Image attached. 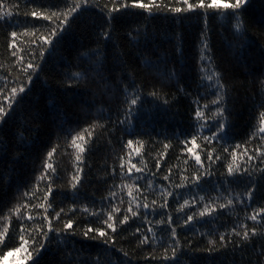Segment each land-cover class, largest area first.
I'll return each instance as SVG.
<instances>
[{
	"label": "trees",
	"instance_id": "trees-1",
	"mask_svg": "<svg viewBox=\"0 0 264 264\" xmlns=\"http://www.w3.org/2000/svg\"><path fill=\"white\" fill-rule=\"evenodd\" d=\"M2 2L5 7L0 8V13L11 10L13 17L7 23L0 19V106L7 113L5 122H0V234L3 236L0 264H31L28 256L32 249L21 245L15 236L19 230L14 226L15 209L24 204L29 205L28 211H34L32 205L39 203L47 206L42 199L44 195L55 201L56 211L64 208L68 216L72 215L68 210L75 206L76 218L81 223L74 225L77 234L67 245L56 240L48 245L41 264H91L97 256L102 264H172L163 259V247L139 244L136 237L140 233L135 229L139 225L146 231L148 224L141 225L140 219L132 218L125 225L117 224V233H112L102 220L111 209L108 198L112 192L116 193L112 204L120 209L115 216L123 219L128 208L127 193L134 183L148 194L149 201L157 200L158 211L163 202L160 187L186 194L185 190L175 189L174 184L181 176L196 172L198 166L193 153L200 155L211 174L202 175L201 188L192 191L204 196V203L211 204L216 211L199 218V223L194 221L192 230L187 226L177 228L181 242L177 255L181 264H264V257L258 255L264 238L243 249L232 244L220 248L218 240L220 234L230 233L235 224L246 223L251 228L252 221L245 217L264 206V192L258 191L250 207L238 202L219 207L230 194L241 193L247 183L246 177L227 176V164L233 162L230 154L235 150V163L243 164L245 148L251 155L255 148L264 146L258 136L259 113L264 111V0H249L236 10L223 8L235 0H219L222 7L210 10L206 16L199 9L150 15L144 9L129 7L113 13L114 19L109 20L100 7L90 8L63 32L54 50L45 53L44 61H33L42 64L43 71L37 70L38 78L33 76L32 90L26 89V95L19 93L16 101L11 99L10 90L16 81L24 78L11 55L13 49L8 46L13 39L10 33H18L15 38L18 55L28 61L30 51L37 46L33 40L40 43L37 38L48 36L45 26L54 23L32 16L31 11H56L63 4L62 0ZM94 2L111 8L114 0ZM132 2L115 0L117 6ZM136 2L148 4L151 0ZM156 3L184 7L178 0H156ZM25 11L29 14L25 15ZM37 29L33 36L31 33ZM104 32L110 33L111 39ZM202 69L219 74L225 86L223 121L213 118L216 106L211 101L217 89ZM136 97H139L137 104L131 105V99ZM197 100L199 105L195 103ZM205 104L208 110H204ZM198 106L205 113L199 121L195 117ZM225 122L230 126L219 132L217 124ZM213 134L224 139H212ZM79 135H84L83 142ZM193 135L196 144H185ZM74 138L76 144L85 147V152L75 147ZM128 140L133 141L131 147ZM236 145L240 147L237 149ZM224 148L228 151H223ZM49 152H53L51 157ZM208 153L213 156L211 161L207 159ZM216 156L221 159L216 160ZM130 159L137 167L144 166L140 161L147 164L143 174L133 171V180L121 176V165L126 174ZM47 163L53 165L55 173L45 167ZM252 164L264 167L255 159ZM77 169H81L80 183L73 189L72 177ZM137 175L141 177L139 181H135ZM165 175L171 177V182L163 180ZM148 180L156 192L147 187ZM49 182L52 193L47 192ZM33 192L36 196H32ZM167 199L168 207L164 211L172 213L175 219L176 201L174 197ZM204 203L192 211L203 208ZM83 206L102 212L100 221L82 216L79 209ZM68 216L62 214V220ZM50 218L56 226L54 216ZM160 218L159 215L148 217L153 224ZM88 226L103 227L114 240L105 244L102 237L95 240L83 237L79 230ZM5 229L14 235L13 240H7ZM157 234L161 235L159 231ZM5 240L8 247H4ZM210 240H216V245L209 244ZM213 247L216 250H208ZM124 252L128 253L127 257ZM167 255L171 256L170 249Z\"/></svg>",
	"mask_w": 264,
	"mask_h": 264
},
{
	"label": "snow or ice",
	"instance_id": "snow-or-ice-1",
	"mask_svg": "<svg viewBox=\"0 0 264 264\" xmlns=\"http://www.w3.org/2000/svg\"><path fill=\"white\" fill-rule=\"evenodd\" d=\"M31 3H35V0H29ZM181 2L184 7L181 6H174L168 7L166 5L156 3V0H151V3H143V2H136L133 0L131 4L129 3H120L119 6L113 2V6L111 8L108 5L100 6L90 0H62L63 8H57L56 11L51 12H41L37 13L36 11H31L32 16H41L44 20L53 21L54 23L51 26H45L48 29V36L40 39L41 42L37 43V40H33V43L36 44V48L31 50L29 55L31 59L25 61L23 55H18L17 50V42L15 38L17 37L18 33L16 31H12L10 36L13 38L9 43V47L13 49L11 55L12 57L16 58V63L19 66V72L23 76V80L16 81V86L11 88V99L13 101L17 100L18 94L23 93L27 94L26 89L28 92L32 90L31 85L33 84V76L36 75L38 78V72L43 71L42 64L40 63H33L34 60L39 59L40 61L45 60V53H50L54 50L56 43L62 39L63 32L67 31L68 28L71 27L72 22L75 19L86 13L90 8L93 7H100L101 12L104 13L109 20L114 19L113 13L119 12L121 9H127L129 7H135L146 10L150 15L154 14L155 12H163L169 11L172 13H188L194 12L196 10H202L203 14L206 16L210 10H218L222 7L219 3V0H196L194 3H190L189 0H178ZM249 0H235L234 4H224L223 8H232L233 10L241 9L243 5L248 3ZM5 5L3 4L2 0H0V8H4ZM13 8H18V5H13ZM25 15H28L29 12L25 11ZM232 15H235V11H233ZM13 17V11L8 10L0 13V19L4 20L5 23ZM71 18V19H70ZM67 26V27H66ZM239 27V24L237 25ZM39 31L34 30L31 34L35 36V32ZM28 33L25 32V35ZM103 35L107 39H111V35L108 32H104ZM55 38V39H53ZM48 45L50 47H45ZM205 48L208 45L205 43ZM205 72L206 78L209 81H214L216 86V93L215 98L211 101V104L215 105V114L214 119L219 118L220 120H225L224 113L226 108L222 107L225 103L224 96L225 92L224 84L221 83V77L217 73L209 74L206 69H202ZM78 78V77H77ZM155 95V93H153ZM7 98V97H6ZM23 99L22 96L19 97ZM139 97L131 99V105H136ZM197 105H199V100L195 101ZM9 108L12 107V104L9 103ZM208 104L203 106L204 110H208ZM264 107V105H262ZM204 111L198 106L195 110V117L197 120H201L204 117ZM7 113L3 106H0V122H5V116ZM131 115V113H129ZM226 122L225 123H218L217 128L219 132H224L226 127H229ZM201 128L204 127L203 124L200 125ZM88 135H91L89 132ZM256 135V134H254ZM258 136L260 141H264V111L259 113V128H258ZM219 138L221 140L224 139V136H217V134H213L212 139ZM75 139H73V144L81 153L85 152V147H82L81 144H76ZM78 139L80 141H84V135H79ZM205 139H208L205 137ZM196 144V137L195 135L192 136L191 140H186L185 144ZM127 144L129 147L132 146L133 141L128 140ZM168 145H165L167 148ZM237 149L240 147L239 145L235 146ZM55 151V149H53ZM138 151V150H137ZM187 151L189 153H193L192 148H188ZM223 151L227 152L228 149L224 148ZM53 152H49L48 156L51 157ZM195 163L198 166L195 173L191 176L183 175L180 177L179 182L174 184V188L178 190H185L186 194H181L177 191H172L165 187H160L158 189L160 199L163 201L159 205L160 211L157 210V200L152 199L149 201L148 194H145L141 191V186L138 183H134L133 187H131L127 193L129 200H128V208L126 213L123 215V219H119L115 216L116 213L120 212L118 207L112 204V200L116 197V193L112 192L110 194L109 204L112 205L110 211L106 215V217L102 220V224L106 225L108 229H111L112 233H117L116 225H125L128 221L132 218L140 219L141 225L148 224L149 227L146 231L141 230V226H137L135 231L136 233H140L139 237H136L139 240L140 245H153V246H160L164 248V257L165 261H171L172 264H181L179 256L177 255L178 250L180 249L181 242L178 238L177 228H182L187 226L189 230H192L194 227L193 222L196 223L200 222L199 218H203L205 216H211L215 211V207L211 204L204 203L205 197L199 195L198 193H193L192 189H200L201 184L200 181L202 179V175H210L211 173L205 168L203 162L201 161V157L198 154L193 153ZM232 163L227 164V176L233 179L239 178H247V183L243 186V191L235 196L229 195L226 203H221L219 205L220 208H225L232 206L234 202H238L240 205L244 207H250L251 202L256 198V193L258 191L264 192V167H260L259 164L253 165L252 161L258 160L261 164H264V146L257 147L253 150L251 155L248 154V149L245 148L243 150L242 155L246 157L243 164H236L235 161L237 159L235 150L230 154ZM80 157L77 156V160L79 161ZM207 159L211 161L213 156L211 153L207 154ZM216 160H220V156L215 157ZM144 164L143 167H137L136 163H133L131 159L129 160V167L127 168V172L125 174L123 164L121 165V176L122 178L126 175L127 179L133 180V171L137 174H143L145 169L147 168V164L143 161H140ZM187 163V162H186ZM47 169L51 170L52 173H55V169L51 163H47L45 166ZM157 168H159V163L157 162ZM80 171L81 169H77V174L72 177L74 181L72 183V188L76 189L77 185L80 183ZM171 172V169H169ZM155 175V174H153ZM140 175L135 177V181H139ZM44 179V177H41ZM164 181H170L171 177L169 175H165L163 177ZM147 187L152 191L156 192L157 189L153 187L152 181L148 180ZM134 189V190H133ZM47 192L52 193V184L49 182L47 184ZM28 195L27 193L25 194ZM32 196H36V193L33 192ZM168 197H174L177 207L175 208V219L173 218V214L164 209L168 207ZM40 199V197H36ZM31 200V197L29 198ZM45 203H39L38 205H32V209L34 211H28L29 205L24 204L21 205L20 208H16L15 212L17 213L15 218V225L18 227V232L15 233V236L18 237V240L21 245L28 246L32 249L29 253L28 258L31 261V264H41L42 257L45 251L48 248V245L53 241L56 240L58 243L63 241L65 245H67L70 238L77 234L78 229L74 227V225H78L81 223L80 219L76 218V207L70 208L68 211L72 213L71 216H68V213L65 212L64 208H60L59 211H56L54 206L55 201H50L48 199V195H44L42 197ZM264 199V197H262ZM183 203H180V201ZM248 202L247 204L245 202ZM123 203V201H121ZM204 203V207L198 209L197 211H192L196 209L198 204ZM23 208L25 211H22ZM39 209H43V212L40 213ZM51 209V211H50ZM143 210V211H142ZM27 211V215L25 212ZM81 215H88L95 218L98 222L100 221L101 213H97L91 210L88 206H83L79 209ZM191 212V214H189ZM130 213V215L128 214ZM62 214L64 216H68L66 220H62ZM159 215L161 218L155 221V224L151 220L148 219L149 216H157ZM56 221V226L53 224V217ZM39 217V218H38ZM246 220H251L253 226L251 228L245 224H235L230 233H222L219 235L218 240L220 243V248H227L229 244H232L234 247L239 246L241 249L247 247L249 243L253 242L258 238H264V206L259 207L258 209H254L252 214L245 217ZM175 225V226H173ZM259 228V231H258ZM8 232L7 240H13L14 235L8 231V229L4 230ZM157 231L161 233V235L157 234ZM80 234L87 238V239H97L102 237L103 242L105 244H109L114 240L113 236H110L103 227H85L79 230ZM55 234V235H52ZM167 235V239H165V235ZM135 235V233H133ZM202 236L210 235V233H201ZM142 237V238H141ZM231 237V239L229 238ZM0 239H3L2 234H0ZM7 240H5L4 247H8ZM31 241V244H29ZM217 243L216 240H210L209 244L215 246ZM167 245V246H165ZM114 247V244H112ZM169 249L171 250V256L167 255ZM23 248H17V251H21ZM209 251L216 250L215 247L209 248ZM259 256L264 257V243L260 246V251L258 253ZM124 256L127 257L128 253L124 252ZM155 259V257H153ZM91 264H102L100 256H97L95 260L91 261Z\"/></svg>",
	"mask_w": 264,
	"mask_h": 264
}]
</instances>
